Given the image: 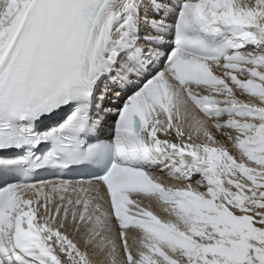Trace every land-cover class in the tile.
Masks as SVG:
<instances>
[{"label":"snow or ice","instance_id":"1","mask_svg":"<svg viewBox=\"0 0 264 264\" xmlns=\"http://www.w3.org/2000/svg\"><path fill=\"white\" fill-rule=\"evenodd\" d=\"M0 264H264V0H0Z\"/></svg>","mask_w":264,"mask_h":264},{"label":"bare ground","instance_id":"2","mask_svg":"<svg viewBox=\"0 0 264 264\" xmlns=\"http://www.w3.org/2000/svg\"><path fill=\"white\" fill-rule=\"evenodd\" d=\"M196 177H194V180H195ZM159 210V209H158Z\"/></svg>","mask_w":264,"mask_h":264}]
</instances>
